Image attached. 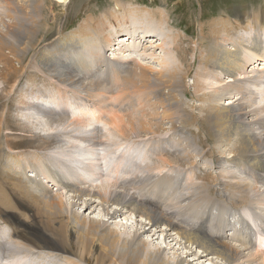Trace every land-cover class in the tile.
<instances>
[{"label":"bare ground","instance_id":"6f19581e","mask_svg":"<svg viewBox=\"0 0 264 264\" xmlns=\"http://www.w3.org/2000/svg\"><path fill=\"white\" fill-rule=\"evenodd\" d=\"M2 1H5L6 4L4 5L7 7L12 5L22 13H27L29 2H31L30 0ZM68 1L58 0L57 2L65 6ZM39 2L37 1L38 4L41 3ZM230 10H218V17L211 18L214 21L209 23L207 35L203 25H200L199 45L202 52L199 64L203 70L201 71H205L202 74L206 76V73H212L211 77L216 81H220L221 77L228 76L229 78V82L209 93H202L204 88L202 84L197 83L195 86L196 98L204 104V111L202 109L204 120H202L201 125L204 129H210L221 143H230L232 136H236L237 151L233 155L234 159L232 158L233 160H228V162L252 171L256 181L263 184L264 67L257 69L252 67L250 69V62L243 54V50H247L252 59L258 58L264 61V5L262 9L245 11L243 14H235L233 9L230 8ZM135 16L131 19L133 21L132 26L126 25L128 17L125 18L126 20H122L118 15L113 14L107 15L106 19L110 22H117L118 25H113L116 28L123 24L120 25V28L123 29L121 32L124 34L127 31L126 41L136 42L140 35L143 38L150 35V32L155 29L153 26L155 24ZM89 18L78 27V30L57 41L58 44L74 45L76 49H80L82 52L75 58L65 55V71L58 70L55 66L60 65V63H56L52 58V61L45 60L44 64L42 63V66L47 67L48 77L54 83L49 82L48 86L41 87L38 85V80L28 79L26 85L19 91L15 87L9 91L4 90L6 97H15L19 109L18 117L21 118L18 121L19 124L16 123L17 128H12L10 131L20 132L23 135L28 133L30 138H23L19 141L9 140L7 138L9 130L5 132L9 124L5 122L0 125V180L6 179L4 183L10 190L9 195L15 192L16 200L23 198L26 202L30 201L35 210L34 214L29 217L30 222H28L22 218V214L17 215L18 212L13 211L16 205L1 190L0 264H109L113 259L115 264H169L163 257L164 251L161 252L160 249L155 255L150 251L148 252L147 242L138 236L132 240H122L115 232V228L107 227L104 222L96 220L88 222L84 217L80 218L77 214L72 213L64 200L57 195H51L48 187L39 179L43 172L37 171L30 156L31 153L33 157L46 164L53 179L74 193L75 199L85 197L87 198L86 203L99 202L102 207L113 203L128 209L131 214L145 219L147 224L152 227L163 224L165 231H168L165 232V240L171 238L169 232H175L178 238L187 245L198 248L196 251L198 252L197 260L212 261L214 259L225 264H264V225L260 224V222L264 223V217H257L258 219L253 217V220H257L255 226L258 224V227L261 228V231L252 232L255 242L248 238L252 233H241L242 235L245 234L246 237H240L243 246L239 248L231 245L223 238L220 234L221 227H215L216 230H219L216 234L209 231L207 220L190 225L186 223L184 217L185 222H178L177 218L180 215L176 217L175 213L168 209L169 205L168 208L166 206L163 208L164 205L161 207L159 201L154 199L152 195H147V192L146 195L145 193L142 195L143 185L142 188L137 187L128 181L129 176H131L130 180L135 182L138 179V173L144 171V173L147 172L148 175H151L153 170L157 169V167L153 168L149 165L144 167L142 165L144 157L147 155L141 159V155H138L137 152L123 148L132 136L139 138L142 135L156 136L159 134L157 107L165 108L166 113L162 115L163 119L168 117V121L172 124L177 123L175 122L177 120L172 117L175 118L177 115V118L182 120L180 125L183 128L190 124V119L194 118V115L179 106L182 101L181 91L185 89V84L182 83L184 75L179 74L178 69L177 71L173 69L168 72H155L141 65H138L141 66L140 74L138 76L135 74L133 78L125 82L122 81V85L124 84L122 88L140 90L141 87H144L150 89V82L154 81L157 89L152 88L146 94L151 99L154 95L156 100L154 102V99L149 101L147 99L149 97L145 96L148 111L153 116L151 120L142 121L141 118L135 121L132 119L125 120L124 116L115 114L114 117L117 118V121L112 119L106 121L102 119V114L106 111L104 110L105 106L101 107L99 104L96 108H89L90 105L86 102L87 98L96 100L99 97L100 101L105 102L104 98L107 92L100 91V83L89 80L90 73L88 72L96 67L99 58H101L102 50L96 44L89 46L91 43H87V39L97 35L107 47L110 46L109 49L116 50L115 45H112L111 33H109L105 21L101 18ZM203 20L204 15L200 18V21ZM149 26L152 27V30ZM115 34L119 37L118 33ZM21 35L22 33L18 30V36ZM27 36L24 32L19 43L25 41ZM85 45L86 48H84ZM28 49L31 48L28 47ZM19 50V53H25L26 48L19 47ZM124 60L123 58L112 57L110 62H116L115 66L122 68L124 64L128 63L127 60V62ZM130 68H128L129 72ZM135 72V69L133 71L131 69L130 73ZM0 83L2 84V82ZM138 85L141 86L138 87ZM67 87L77 93L87 91V98L81 104L73 102V99L70 100V98H61L62 94L65 96V88ZM233 95L235 97H232ZM226 96L232 97L231 102L228 105L219 103ZM132 100L131 97L130 102ZM128 106L133 107V113L140 112V109L137 110V107L135 109L134 105L127 104ZM5 107L3 113L6 112ZM124 107L126 108V106ZM99 122L103 124L105 130V135L101 136L107 137L108 142L113 140L112 138H120V143L113 140L109 143H116L108 145L107 141H103L107 145L105 148H100L97 139L100 144L102 139L101 136L96 138V134L103 133V131H99ZM195 122L197 123V118H195ZM121 137L125 139V142H121ZM185 140L186 144L191 142L189 136H186ZM65 142L67 143L66 147ZM177 144L179 146V143ZM180 144L182 145V143ZM181 148L183 151L181 150L180 154H176L177 158H175L174 164L178 165L184 162L185 158L182 153H187L188 157L191 156L190 152L187 151L189 148L183 146ZM119 152H122L121 155ZM8 156H13L11 159L18 169L8 164L7 167L4 165V159ZM137 159L143 162L140 163V166H138L137 161L135 162ZM176 159H178L177 162ZM216 163L222 162L217 160ZM188 164L192 165L191 162ZM2 166H5V169ZM165 166H170V164L162 162L158 168ZM1 168L4 169V173ZM29 169H34L36 174L34 176L28 175ZM227 173L230 174L229 177L225 176L226 178H217L213 181L216 182L215 185H219L221 182L220 185L226 191V196L228 194L230 201H238L240 207L247 205L251 195H259L263 199L260 201H264V193H260L261 191L256 186L239 181L228 170ZM141 174L143 173H140V176ZM138 181L136 184H139ZM78 183L91 184V186L97 184L98 186L97 189H88L79 186ZM144 187L146 188L145 185ZM136 190L140 191L141 195ZM196 190H199V187ZM5 191L7 192L6 189ZM239 195V199L236 198ZM114 214H121V218L125 216L122 209L118 210V208ZM257 215L255 214V216ZM15 224L16 226H14ZM171 242L173 241L171 240ZM178 264H183V257L180 258Z\"/></svg>","mask_w":264,"mask_h":264},{"label":"rangeland","instance_id":"374dc122","mask_svg":"<svg viewBox=\"0 0 264 264\" xmlns=\"http://www.w3.org/2000/svg\"><path fill=\"white\" fill-rule=\"evenodd\" d=\"M30 1L27 13H22L12 5H8L7 7L4 5L6 4L4 3L5 1L0 0V82H2V84L0 83V125L5 122L9 124L8 128L5 129V132L9 130L7 134L9 140L19 141L23 138L29 139L30 137L28 133L23 135L20 132L10 131L12 128H17L16 123L21 118L18 117L19 109L15 97H6L4 90L9 91L15 87L19 91L26 85V80L28 79L38 80V85L41 87L48 86L50 84L49 82L54 83L49 79V72L46 70L47 67L42 66V63L44 64L45 60H51L52 58L56 63H60V65H56L55 67L60 71H65V55L75 58L79 53H82L74 45L58 44L57 41L71 32L78 30V27L85 20H88L89 17V19L101 18V20L105 21V25H107L109 33H111L112 45H115L116 50L112 51L109 49L110 46L107 47L105 42L97 35L88 37L87 43H91L89 46L96 44L102 50L101 58H99L101 61L99 60V64L97 63L96 67L88 73H90L89 80L97 81V83H100V91L107 92L104 98L105 102L103 100L100 101L99 97L96 100H89L86 97L87 91L77 93L72 91L70 87L65 88V96L62 94L63 96L60 97H64L65 99L70 98V100L73 99L72 101L77 104L83 103L82 101H85L87 98L86 102L90 105L89 108H96L99 104L101 107L105 106L104 110L106 111L102 114V119L106 121H110L111 119L117 121V118L114 117L116 115L124 116V119L126 118L125 120L132 119L135 121L141 118L142 121H149L153 116L148 111L145 96L147 92L149 93L152 88H155L154 81L150 82V89L141 87L140 90L136 88L124 89V87L122 88L124 86V84L122 85V81L125 82L133 78L135 74L138 76L141 72V66L155 72H168L173 69L177 71L178 69L179 71L177 72L184 75L182 83L184 82L183 84H185V89L181 91L182 101L179 103V106L187 109L189 113L194 115V118L190 119L191 122L186 128H183L180 125L182 120L180 118L178 119L177 115L175 118L172 116L173 119L177 120L175 121L177 123L172 124L168 121V117L163 119L162 115L166 113V110L158 106L156 112L158 111L157 113H159V134L156 136L142 135L139 138L132 136V138L130 137L131 140L129 139L123 146V148H129L131 151L137 152L138 155H141V159L147 155V157H144V163L141 160H135L137 164L139 163L138 166H140V163H143L142 165L144 167L149 165L153 168L157 167V169L155 171L153 170L151 175H148L147 172L144 173V171L140 172L145 174L144 176H142L143 174L140 176V173H138V179L135 182L130 180L131 176H129L130 179L128 181H131L132 185L135 184L137 187L142 188L143 185L142 195L144 193L145 195L147 193V195H152L154 199L159 201L161 207L164 205L163 208L165 206L168 208L169 205L168 209L172 210L176 217L180 215L177 218L178 222H185L184 217L186 223L190 225L207 220L209 231L215 234L219 232L215 227H221L222 231L220 234L233 246L239 248L243 246V242H240L242 240L240 237H244L245 234L242 235L241 233L250 234L255 231H261L258 224L255 226L257 220H253V217H256V219L264 217V201H260L262 197L259 195H251L247 205L244 206L246 208L240 207L238 206L240 205L238 201L232 202L228 199L229 196L228 194L226 196V191L220 185L221 182L219 186L218 184L215 185L216 182L213 181L217 178L229 177L228 170L239 181L250 183L256 186L261 191L260 193H264V183H258L252 171L244 167H237L232 162H228V160L232 161L234 159L233 155L237 151V137L232 136L230 143H221L210 129H204L202 127L204 104L196 98L195 86L197 83L202 84L204 87L202 93H209L213 89L229 82L228 76L225 78L220 76V81H216L211 77L212 73H206V76L202 74L205 71L202 72L203 70L199 64L202 52V48L199 45L200 25H203L202 27L203 29L205 28L204 30L207 32V35L209 23L213 22L216 16L218 17V10L228 9V11H231V8L235 11V14H243L245 11L262 9L264 0H69L65 3V6L59 4L57 2L58 0ZM37 1L41 2H39L41 6H39L40 4ZM113 14L118 15L122 20L128 17L126 25L130 26L133 24L131 19L137 15L138 17L147 19L148 22H153L155 29L152 30V27L149 26L152 30L150 35H146L147 37L145 36V38L140 35L139 39H136V42L132 40L127 42V31L124 34L121 32L123 29L120 28V25L123 24H120L116 28L113 25H118L117 22H110L106 19L107 15ZM202 15H204V20L200 21ZM15 27L16 29H14ZM18 30H20L22 35L24 32L28 35L22 43H19L22 35L18 36ZM130 31L132 32V30ZM115 33H118L119 37ZM19 47L26 48L25 53H19ZM28 47L31 49H28ZM84 48H86V45ZM243 54H245L248 62H250V69L252 67H256L255 69L264 67V61L258 58L252 59L247 50H243ZM108 57L110 59L112 57L123 58L128 63L124 64L122 68H119L115 66L116 62H110V59H107ZM128 68H130V72L131 69L132 71L135 69L136 72L131 74ZM19 75H22V77L20 78ZM140 86L138 85V87ZM131 97L133 100L130 102ZM232 97H235V95ZM232 97L226 96L219 103L228 105ZM149 98H147L149 101L154 99V102L156 100L154 95H152L153 99ZM126 103L128 105H134L135 109L137 107V110L140 109L139 114L132 112L134 110L132 106H128L131 108L129 110ZM4 107L6 110L5 113H3ZM3 114L5 115L4 118ZM195 118H197V123L195 122ZM102 125L99 122L98 128L103 133L99 132L98 134L101 133L100 135L96 134V138L105 135V130ZM102 136L101 144L98 139L97 142H99L100 148H105L107 145L105 144L107 137L104 138ZM186 136H189L191 139V142H188L189 145L188 143L186 144ZM112 139L120 143V138ZM109 142L108 145L113 143ZM121 142H125V139L122 137ZM177 143H179V146ZM66 145L67 143L65 142V147ZM181 146L189 148L187 151L190 152L191 156L188 157L187 153H182L185 160L177 165L174 164V160L177 158L176 154H180L183 151ZM213 151L214 153L212 154ZM121 153L119 152V155ZM30 156L37 171L41 170L43 172L39 179L48 187L51 195L61 197L71 212L77 214L80 218L84 217L88 222L90 220L104 222L107 227L115 228V232L122 240H132L135 236H138L141 240L147 242L148 252L150 251V253L155 255L160 249L161 252L164 251L163 257L169 264H178L181 257H183V264H225L220 260L214 259L212 261H206L205 259L197 260L198 256L196 255H198V252L196 251L198 248L187 245L173 231L168 233L171 235V238L169 237L170 240H165V232L168 231H165L163 224L152 227L147 224L148 222L145 219L131 214V211L123 208V206H117L112 203L104 206V208L99 202L86 203L87 198L85 197L75 199L73 192H70L68 188H65L61 183L51 177L52 174L42 160L39 161V159L33 157L32 153ZM11 157L8 156L4 159V165L7 167L8 164L18 169ZM186 160L187 162H191L192 165L190 166ZM217 160H220L222 163L217 164ZM177 161L178 159H176ZM162 162L170 164V166L158 168V165L160 166ZM2 167L5 169V166ZM3 168H1V171L4 173ZM27 174L34 176L36 171L29 169ZM46 176L47 178H44ZM126 178L125 180H127ZM4 180L6 181L5 178L0 180V192L3 190L12 203L16 205L13 211L15 213L18 212L17 215L22 214V218L30 222L29 217L34 214L35 207H33L30 201L26 202L23 198L16 200L15 192L9 195L10 190L6 187ZM136 181L139 184H136ZM78 184L88 189H97L98 186L97 184H92V186L91 184ZM197 187H199V190H196ZM136 192L141 195L140 191L136 190ZM239 197L240 195L236 198L239 199ZM167 200L168 202H166ZM117 208L118 210L122 209L125 215L123 218L120 217L121 214H114ZM254 213L258 215L255 216ZM260 224L264 225L262 222ZM253 235L254 233L250 237H247L255 242ZM188 260L191 261L189 262ZM111 262L115 264L114 259L109 264Z\"/></svg>","mask_w":264,"mask_h":264}]
</instances>
